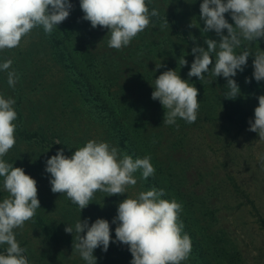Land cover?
<instances>
[{"label":"clouds","instance_id":"1","mask_svg":"<svg viewBox=\"0 0 264 264\" xmlns=\"http://www.w3.org/2000/svg\"><path fill=\"white\" fill-rule=\"evenodd\" d=\"M79 5L84 14L82 19L94 29L98 26L107 29L108 47L117 50L127 47L144 31L151 17L159 16L157 9L149 11L146 0H79ZM73 7L70 0H0V51L18 47L34 28L42 27L46 34H51L70 16ZM226 13L234 23H229ZM199 19L204 23L203 32L214 31L219 39H204L205 48L192 37L195 46L191 49L194 60L187 74L189 80L168 69L155 78L154 87L151 85L154 89L151 98L158 100L164 109L165 125L176 124L178 118L189 124L196 122L199 91L189 83L191 77L203 81L209 71L215 77H224L230 90L226 99L235 100L241 91L233 77L244 71L252 56V75L258 83L264 81V50L254 55L248 50L240 54L235 51L242 40L253 43L264 38V0H202ZM179 63L183 67L188 61L183 56ZM11 65V59L5 60L0 63V70L7 71ZM161 67V63L156 65L157 69ZM17 80L15 71H8L9 86L15 87ZM245 82L251 80L246 78ZM257 99L248 131L256 132L264 141V95ZM14 104V99L0 94V178L9 194L0 202V245H7L5 253L0 254V264H29L24 255L27 250L17 242L14 229H22L41 206L37 181L22 167H14L3 159L16 143ZM138 170L144 180L154 175L150 156L133 160L109 143L96 140L88 141L71 156L59 149L45 166V172L50 174L51 191L66 194L80 211L89 206L97 191L107 196L125 195L129 186L137 184L133 174ZM165 194L164 189L152 188L140 192L136 198L120 201L111 222L116 224L115 240L107 219L98 218L89 224V219L80 218L74 228L67 225L66 233H76L73 250L87 264H97L95 249L102 248L106 253L110 243H119L128 246L132 255L130 264H182L191 252V239L183 233L184 225L179 220L182 204L175 199H162Z\"/></svg>","mask_w":264,"mask_h":264},{"label":"rangeland","instance_id":"2","mask_svg":"<svg viewBox=\"0 0 264 264\" xmlns=\"http://www.w3.org/2000/svg\"><path fill=\"white\" fill-rule=\"evenodd\" d=\"M155 2L158 6L165 3ZM183 22L184 27L193 24L190 31H196L198 21L194 14ZM37 32L34 28L18 47L0 51V63L12 57L20 62L28 53L31 55L24 70L13 61L9 70H0V94L15 100L13 107L20 112L21 127L29 134H36L28 140L15 130L16 143L3 157L37 181L41 206L33 219L25 222L22 229H14V233L20 246L27 250L29 264H87L73 250L75 231L73 235L66 233L65 227L74 228L80 218L89 219V224L98 218L107 219L115 240L116 224L111 222L117 215L118 203L125 198H136L146 189L134 173L137 184L129 186L125 195L107 196L97 191L82 211L66 194L51 191L50 174L45 172V166L47 159L59 149L71 156L88 141L96 140L109 143L121 154L124 152L106 122L81 98ZM197 38L201 40V35ZM245 42L251 49V43ZM254 49L264 50V39L256 42ZM13 70L18 80L15 87H10L8 71ZM260 95H264L261 82L258 92L249 95L248 107L252 111L258 106ZM163 114L164 110L161 108L159 115L156 107L149 114L150 132L158 140L157 156L166 167L176 171L181 184L178 188L194 215L201 219L205 232L221 235L226 243L218 264H264V222L261 221L264 219V167H261L264 141L256 132L248 131L250 126L239 129L230 124L215 103L199 107L197 120L192 124L178 118L176 124L165 125ZM18 121L17 118L13 122L16 128ZM8 195L0 178V202ZM193 227L195 231L198 229V225ZM6 247L0 245L1 253ZM93 255L97 264H130L132 260L128 246L119 243H110L106 253L97 248ZM193 260L189 254L182 264H195Z\"/></svg>","mask_w":264,"mask_h":264},{"label":"trees","instance_id":"3","mask_svg":"<svg viewBox=\"0 0 264 264\" xmlns=\"http://www.w3.org/2000/svg\"><path fill=\"white\" fill-rule=\"evenodd\" d=\"M169 1L164 0L165 3L158 6L155 0H146L149 11L155 8L159 16L151 17L149 26L121 50L108 47L110 35H107V29L99 26L94 29L89 21L82 19L84 14L79 0H70L74 5L70 16L51 34H46L42 27L35 29L40 40L49 47L52 58L66 71L81 98L106 122L124 154L131 156L133 160L151 157L154 175L144 180L139 170L136 173L146 191L152 188L164 189L166 194L162 199H175L182 204L179 220L184 225L183 233H187L191 239L190 256L195 264H218L221 253H225L226 243L221 235L205 232L201 219L194 215L189 202L178 188L181 184L176 171L166 167L158 158V140L156 134L149 129V114L156 107L160 115L161 108L163 109L158 100L151 98L155 78L164 71L173 69L182 79L189 80L187 74L194 60L191 49L195 46L192 37L205 48L206 35L219 39L214 31L205 33L202 30L204 23L199 19L202 0H187L185 3L183 0H175L174 4ZM190 14H194L198 21L195 32L190 31L191 23L184 27L183 21ZM225 17L229 23H234L229 14L226 13ZM224 34L227 35L226 30ZM198 35H201V40L197 38ZM255 47L256 42H253L251 49H248L246 42L242 40L241 46L235 51L240 54L248 50L254 55ZM183 56L188 64L181 67L179 61ZM30 58L28 53L20 62L16 57H12V61L17 68L24 70ZM212 59L215 62L214 54ZM252 61L253 57L250 56L244 71H238L233 77L241 91L235 100L226 99V93L230 90L224 77H215L211 71L205 74L203 81L191 77L189 83L199 91V107L215 103L230 124L239 129L249 127V120H254V111L248 107L249 95L258 92L260 82L264 85V81L258 83L254 79ZM160 63L163 67L157 69L156 65ZM246 78L251 82L246 83ZM15 111L19 120L17 133L24 139H32L36 134H29L21 127L20 112L17 109ZM261 221L264 222V219ZM196 225L199 236L193 227ZM4 253L0 251V254Z\"/></svg>","mask_w":264,"mask_h":264}]
</instances>
